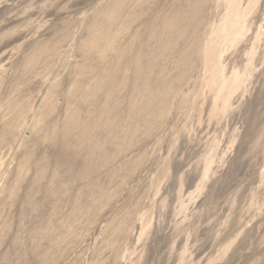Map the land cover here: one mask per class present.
<instances>
[{"label":"rangeland","instance_id":"rangeland-1","mask_svg":"<svg viewBox=\"0 0 264 264\" xmlns=\"http://www.w3.org/2000/svg\"><path fill=\"white\" fill-rule=\"evenodd\" d=\"M0 264H264V0H0Z\"/></svg>","mask_w":264,"mask_h":264},{"label":"bare ground","instance_id":"bare-ground-1","mask_svg":"<svg viewBox=\"0 0 264 264\" xmlns=\"http://www.w3.org/2000/svg\"><path fill=\"white\" fill-rule=\"evenodd\" d=\"M165 97V92H164V90L162 89L160 92H159V95H158V98H159V101L161 100H163V98ZM74 159V158H73ZM70 164H71V162H70Z\"/></svg>","mask_w":264,"mask_h":264}]
</instances>
